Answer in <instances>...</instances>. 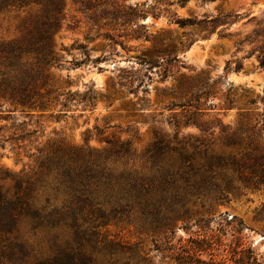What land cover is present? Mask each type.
<instances>
[{"label": "rangeland", "instance_id": "obj_1", "mask_svg": "<svg viewBox=\"0 0 264 264\" xmlns=\"http://www.w3.org/2000/svg\"><path fill=\"white\" fill-rule=\"evenodd\" d=\"M61 1L46 103L22 106L0 92L1 167L33 165L24 149L55 139L104 147L117 137L138 166L157 141L196 144L213 156L255 145L253 154H264V0ZM32 9L0 11V40L19 37ZM15 128L33 131L30 145L6 140ZM202 181L171 232L124 221L108 233L142 242L152 264H176L170 256L182 249L189 264H264V186L242 187L232 167ZM230 182L239 188L218 198ZM204 237H212L209 249L193 252L192 240Z\"/></svg>", "mask_w": 264, "mask_h": 264}, {"label": "trees", "instance_id": "obj_2", "mask_svg": "<svg viewBox=\"0 0 264 264\" xmlns=\"http://www.w3.org/2000/svg\"><path fill=\"white\" fill-rule=\"evenodd\" d=\"M61 7V0H0V11L34 10L19 37L0 40V92L19 105L46 103L41 90L48 67L58 63L53 35ZM259 62L264 67V53ZM32 132L15 128L6 140L30 145ZM103 141L106 146L95 147L55 139L34 152L24 149L33 165L16 172L0 166V264H152L142 242L130 244L107 228L136 221L146 232H171L174 221L188 212L189 197L200 193L201 180L221 176L226 167L238 174L242 187L264 186V154H253L256 145L225 157L196 144L170 147L157 141L145 152L147 165L138 166L127 141ZM231 184L218 198L239 188ZM210 239H193V252L209 249ZM181 251L170 258L189 264L188 250Z\"/></svg>", "mask_w": 264, "mask_h": 264}]
</instances>
